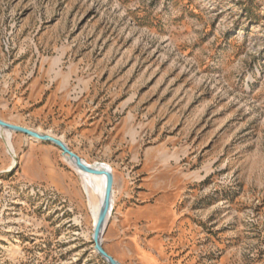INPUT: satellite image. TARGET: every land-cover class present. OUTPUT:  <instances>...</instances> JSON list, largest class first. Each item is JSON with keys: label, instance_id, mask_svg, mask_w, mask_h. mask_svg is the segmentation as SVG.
Wrapping results in <instances>:
<instances>
[{"label": "rangeland", "instance_id": "1", "mask_svg": "<svg viewBox=\"0 0 264 264\" xmlns=\"http://www.w3.org/2000/svg\"><path fill=\"white\" fill-rule=\"evenodd\" d=\"M0 119L111 170L120 264H264V0H0ZM81 180L0 130V264H105Z\"/></svg>", "mask_w": 264, "mask_h": 264}, {"label": "water", "instance_id": "2", "mask_svg": "<svg viewBox=\"0 0 264 264\" xmlns=\"http://www.w3.org/2000/svg\"><path fill=\"white\" fill-rule=\"evenodd\" d=\"M0 129L6 130L9 133H16L24 135L30 139H35L36 141L51 144L54 147L58 148L61 151L62 156L67 157L70 161L73 162V165L76 169L96 176H103L105 178L104 185V194L97 215V220L92 232V244L93 249L96 255L105 263V264H120L113 257H111L102 246V234L106 227L107 218L110 212L111 206V197H112V187H113V175L109 168L106 167H92L86 165L81 158L74 154L68 146L63 143L61 140L47 135L40 134L36 131L13 125L7 122H4L0 119Z\"/></svg>", "mask_w": 264, "mask_h": 264}, {"label": "bare ground", "instance_id": "3", "mask_svg": "<svg viewBox=\"0 0 264 264\" xmlns=\"http://www.w3.org/2000/svg\"><path fill=\"white\" fill-rule=\"evenodd\" d=\"M1 131L5 132L6 130H1ZM32 140H35V139H32ZM65 158H66L67 162L69 163V165L79 172V174L81 175V178H82V180H81L82 185L81 186H82L83 193L85 194L86 205H84V204L80 205V209H81V210H79V212L81 214L80 224L82 226L88 225L89 224V218H90V216H92V229H93L95 226L96 220H97V215H98L99 208H100L101 201H102L103 194H104L105 178L103 176H96V175L84 173V172L76 169L75 166L73 165V162L70 161L67 157H65ZM82 161L86 165H89L84 160H82ZM90 166H92V165H90ZM100 166L104 167L103 165H96V166H92V167H100ZM78 199H80V198L78 197ZM98 199H99V201H98ZM110 207H111L110 208V212H111L112 201H111ZM108 218H109V215H108ZM108 218H107V223H108ZM107 223H106V225H107Z\"/></svg>", "mask_w": 264, "mask_h": 264}]
</instances>
